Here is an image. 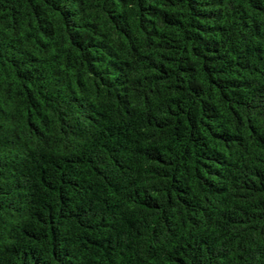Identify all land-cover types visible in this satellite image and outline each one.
<instances>
[{"label":"trees","instance_id":"1","mask_svg":"<svg viewBox=\"0 0 264 264\" xmlns=\"http://www.w3.org/2000/svg\"><path fill=\"white\" fill-rule=\"evenodd\" d=\"M0 264H264V0H0Z\"/></svg>","mask_w":264,"mask_h":264}]
</instances>
